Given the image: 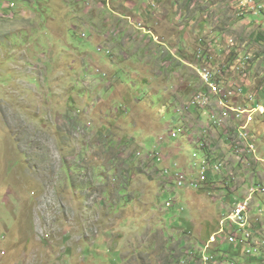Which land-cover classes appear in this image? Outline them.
Here are the masks:
<instances>
[{
  "label": "rangeland",
  "instance_id": "rangeland-1",
  "mask_svg": "<svg viewBox=\"0 0 264 264\" xmlns=\"http://www.w3.org/2000/svg\"><path fill=\"white\" fill-rule=\"evenodd\" d=\"M246 5L0 0V264H204V244L253 176L264 185V163L236 153L232 124L214 127L189 106L202 67L236 91L228 104L264 93V11ZM112 30L126 34L121 50L106 41ZM252 133L260 145L264 116ZM204 157L222 168L187 187ZM255 208L259 229L264 204ZM223 250H209L211 264H239L240 250ZM241 250L240 264L264 254Z\"/></svg>",
  "mask_w": 264,
  "mask_h": 264
},
{
  "label": "built area",
  "instance_id": "built-area-1",
  "mask_svg": "<svg viewBox=\"0 0 264 264\" xmlns=\"http://www.w3.org/2000/svg\"><path fill=\"white\" fill-rule=\"evenodd\" d=\"M243 1L249 3L250 10H252L254 15H260L264 11V8L261 5V0H249V2H247L248 0H241L242 5H244ZM249 6L246 5L244 6V8H247ZM213 75L214 74L207 67L202 68L201 75L199 76L204 87V91L196 95L190 102L189 106H194L196 108L207 111L208 120L210 119V123L214 127H217L219 126L220 122L218 120V115H212L213 107L209 105V96L211 94H218L220 99L223 101V110L228 111L229 114L233 116L238 123L237 133H243V137L246 140V144L248 146V155H243L246 156L245 160L252 161L253 165L264 163V153L259 156L260 151L259 145L257 144L258 139H256V133H252L254 120L264 116V93L262 92L259 98H255L253 94H250L247 98L248 103H244V105L236 106L234 104H226L225 96H235L236 91H228L224 87L219 86ZM237 92L241 93V88H238ZM260 146H264V141L260 142ZM237 154H239L238 151ZM210 161L211 159H207V157H204V159H202L201 165H199V180L192 181L189 185L190 187L197 188L202 182L206 181L209 171L210 174L219 173L220 169L222 168V164L211 163ZM176 176L178 177V179L176 180L177 185L181 186L182 182L180 180V177L178 174ZM253 178L255 179L251 182V190H249L247 194L256 193L257 196V189H264V185L255 183V181H257L256 178L260 180L259 174L253 176ZM247 194L236 204H234V208H232L230 215L225 216L220 221V235L217 238H210L207 241L206 252H202V263L211 264L210 261L214 260V258L213 256H210L209 250L216 249L218 246H222L226 243L230 244L231 246H233L234 244L233 247L237 248L241 246V239H248V245L253 246L252 235L250 234V227L252 223L250 217L251 214H246L245 211V201L247 198ZM166 206L168 207L170 206V204L167 203ZM229 221L238 222L239 231H231L229 229ZM212 264H214V261Z\"/></svg>",
  "mask_w": 264,
  "mask_h": 264
},
{
  "label": "bare ground",
  "instance_id": "bare-ground-1",
  "mask_svg": "<svg viewBox=\"0 0 264 264\" xmlns=\"http://www.w3.org/2000/svg\"><path fill=\"white\" fill-rule=\"evenodd\" d=\"M261 5L264 8V0H261ZM201 71L202 68L200 70H198V74L201 75ZM234 97V96H225V103L228 104L230 103V99ZM209 105H211L212 108V115H218V120L220 122V124H223L225 122H230L233 126V130L235 132L234 135V141L236 142L238 140V143H235V148L238 151L239 154L241 155H248V146L246 144V140L243 137V133H237L238 131V123L236 122L235 118L233 116H231L229 114L228 111L223 110V101L220 99L218 94H211L209 96ZM255 121V120H254ZM239 142H241L239 144ZM236 151V153H237ZM202 162V160H201ZM201 162L199 163V165H201ZM248 190H251V185L249 184ZM264 191V190H263ZM257 195L263 196L260 192H258L257 189ZM254 197H256V193H248L247 194V198L245 201V211L246 214H251V207L252 204L254 202ZM234 208V206H233ZM229 229L231 231H239V224L236 221H229ZM250 234L252 235V244L253 246H257L259 243H257V241H255L254 239V233L252 231V223H251V227H250ZM220 235V227H219V233L218 234H214L212 236V238H217ZM246 246L248 245V239H241V246ZM206 250V244H204L203 247ZM245 253L249 256L250 253H248L247 251H245ZM214 264H217L214 261Z\"/></svg>",
  "mask_w": 264,
  "mask_h": 264
},
{
  "label": "crops",
  "instance_id": "crops-1",
  "mask_svg": "<svg viewBox=\"0 0 264 264\" xmlns=\"http://www.w3.org/2000/svg\"><path fill=\"white\" fill-rule=\"evenodd\" d=\"M185 5V4H184ZM149 11V9H147L146 10V12H148ZM133 13H140V15H141V13H143V12H138V10H137V6H136V8H135V11H133ZM142 17H146V19L148 18V13H145L144 12V14H143V16ZM137 29V28H136ZM139 30V32L141 33V32H143V33H145L143 30V28L142 29H138ZM174 35H176V34H174ZM173 35V36H174ZM105 36H107L108 38H106V41H109L111 44H112V48L115 50V51H117V50H121L120 49V47L121 46H118V43H120L121 42V38H123V37H126V34L123 36V33H121L120 35H116V34H114L113 33V30H112V32H111V34H107V35H105ZM188 36L189 35H187V37H186V39H188ZM120 37V38H119ZM143 37L144 38H147V34H144L143 35ZM124 43H126V44H123V45H127V42H124ZM176 43L175 42H173V43H171V44H168V46H169V48H166V49H164L163 51H162V54H163V60H162V62H161V64L160 65H164L165 64V62H168L166 59V54H168V53H172V52H174V47H172L173 45H175ZM150 46V40H148L147 42H146V44H145V46L143 47V49L145 48H147V47H149ZM170 47H172V48H170ZM185 47V46H184ZM118 54L116 53V56H117ZM171 55V54H170ZM172 57L173 58H175V54L174 55H172ZM142 63V62H141ZM159 74H160V71H159V69H158V71H157V74H156V77L158 78L159 77ZM261 203H263L264 204V197L263 196H260L258 199H257V201H256V203L255 204H253V206H252V214L253 213H255V214H257V217H255V218H252V221L253 222H255L256 221V223H260V221H259V219L258 218H261V215H259L258 214V211H259V209H256L255 207L258 205V204H261ZM262 212H263V210H262ZM251 214V215H252ZM257 219H258V221H257ZM262 220V219H261ZM263 221V220H262ZM264 224V223H263ZM262 224V225H263ZM260 226L259 227V229H257V227H255L254 229H253V233H254V235L256 236V238H257V240L259 241V240H263L264 239V226ZM258 243V242H257ZM260 249H264L263 248V245H261L260 247H259ZM231 249H233L232 247H230V250ZM237 250H240V252L239 253H237L236 252V254L234 255V257L232 256L231 258H237V260H235V261H237L239 264H240V259H243V263H244V251H242L241 250V246L240 247H238L237 248ZM225 251V250H224ZM226 252V251H225ZM243 255V256H242ZM262 257H257L256 259H251V261L250 262H252L253 264H255L256 262H263L264 261V254H262L261 255ZM238 258H239V260H238ZM247 262V261H246Z\"/></svg>",
  "mask_w": 264,
  "mask_h": 264
},
{
  "label": "clouds",
  "instance_id": "clouds-1",
  "mask_svg": "<svg viewBox=\"0 0 264 264\" xmlns=\"http://www.w3.org/2000/svg\"><path fill=\"white\" fill-rule=\"evenodd\" d=\"M235 1H241V0H235ZM14 6V4H11V7H13ZM246 8H243V10H245ZM248 11H250L249 13H247V14H253V12H252V10H250V8L248 9ZM254 15V14H253ZM171 55H174V53H170ZM203 68V67H202ZM201 69V68H200ZM199 69V70H200ZM199 75V74H198ZM201 80V79H200ZM201 84H202V82H201ZM204 91V87H203V85H202V89L200 90V91H198V92H196L195 93V95L193 96V98L196 96V95H198L200 92H203ZM193 98H192V100H193ZM191 100V101H192ZM194 107V106H193ZM196 108V107H195ZM204 115H205V117H208V115H207V111H205L204 110ZM262 134V133H261ZM259 138V137H258ZM261 138H263V136H261ZM262 141H264V138H263V140ZM262 147H264V146H260L259 145V156H261L263 153H264V150H263V152L261 153V150H262ZM200 163V162H199ZM199 163H197L196 164V172H197V176H199ZM262 164V163H261ZM259 165V163L258 164H256V166H258ZM173 166H175V165H173ZM176 167V169H179L180 170V168H178L177 167V165L175 166ZM189 170V169H188ZM182 171V170H181ZM185 174V173H184ZM190 174H193V170H192V167H191V170H190ZM163 175H167V173H165V174H163ZM177 175V172H175V171H173V176H176ZM195 181V180H194ZM172 182H173V184L174 185H176V188L177 189H181V188H183V184L181 185V186H178L177 185V181L176 180H172ZM190 180H189V182H188V184H184V185H187V187H189V188H191L189 185H190ZM264 197V196H263ZM258 199V198H257ZM257 199H256V201H257ZM255 201V202H256ZM167 203H169L170 204V206H166V204ZM166 204H165V206L167 207V208H171V207H173V204L172 203H170V201L169 202H167ZM253 204H255V203H253ZM253 206V205H252ZM251 217V216H250ZM252 231H253V229H252ZM214 235V234H213ZM213 235H211V236H213ZM211 236H209V238L207 239V241L210 239V237ZM254 239H255V241H257L258 243H259V245H258V248L262 245L258 240H257V238L254 236ZM205 243V242H204ZM225 245H228L229 247H232V248H234L233 246H231L230 244H228V243H226V244H224V245H222V246H218L216 249L217 250H219V252H220V254L222 253H224L225 251L223 250V248H224V246ZM222 247V248H221ZM240 247V246H239ZM221 248V249H220ZM238 248V247H237ZM237 248H235V249H237ZM244 254L246 255V256H248L246 253H245V251H244ZM200 262L202 261V260H199ZM217 264L219 263V262H216ZM221 263H223V262H221ZM224 264V263H223Z\"/></svg>",
  "mask_w": 264,
  "mask_h": 264
},
{
  "label": "trees",
  "instance_id": "trees-1",
  "mask_svg": "<svg viewBox=\"0 0 264 264\" xmlns=\"http://www.w3.org/2000/svg\"><path fill=\"white\" fill-rule=\"evenodd\" d=\"M263 36H264V33H261V34L258 33V34L256 35V38H255V39L261 41L262 39H264Z\"/></svg>",
  "mask_w": 264,
  "mask_h": 264
}]
</instances>
